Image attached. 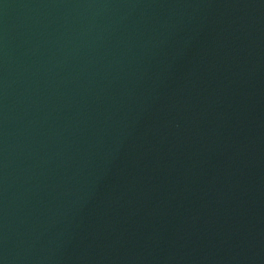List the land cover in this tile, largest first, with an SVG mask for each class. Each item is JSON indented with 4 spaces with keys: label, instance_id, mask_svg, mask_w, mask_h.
Segmentation results:
<instances>
[{
    "label": "water",
    "instance_id": "95a60500",
    "mask_svg": "<svg viewBox=\"0 0 264 264\" xmlns=\"http://www.w3.org/2000/svg\"><path fill=\"white\" fill-rule=\"evenodd\" d=\"M0 264H264V0H0Z\"/></svg>",
    "mask_w": 264,
    "mask_h": 264
}]
</instances>
